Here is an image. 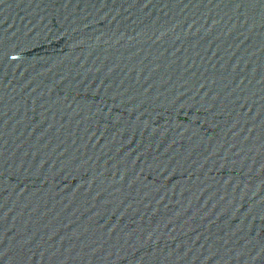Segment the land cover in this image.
Listing matches in <instances>:
<instances>
[{
  "label": "water",
  "instance_id": "obj_1",
  "mask_svg": "<svg viewBox=\"0 0 264 264\" xmlns=\"http://www.w3.org/2000/svg\"><path fill=\"white\" fill-rule=\"evenodd\" d=\"M0 264H264V0H0Z\"/></svg>",
  "mask_w": 264,
  "mask_h": 264
}]
</instances>
